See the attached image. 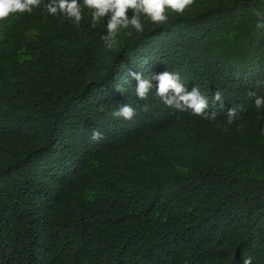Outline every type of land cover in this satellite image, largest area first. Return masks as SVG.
<instances>
[{
    "label": "trees",
    "instance_id": "1",
    "mask_svg": "<svg viewBox=\"0 0 264 264\" xmlns=\"http://www.w3.org/2000/svg\"><path fill=\"white\" fill-rule=\"evenodd\" d=\"M46 3L0 22V264H264V0L142 17L110 50L107 18ZM165 71L216 119L137 99L130 74ZM126 103L131 121L110 115Z\"/></svg>",
    "mask_w": 264,
    "mask_h": 264
},
{
    "label": "clouds",
    "instance_id": "2",
    "mask_svg": "<svg viewBox=\"0 0 264 264\" xmlns=\"http://www.w3.org/2000/svg\"><path fill=\"white\" fill-rule=\"evenodd\" d=\"M196 0H48L45 7L50 16L62 15L69 22L80 26L83 20V9H88L91 16V27L96 28L102 21L106 23V34L101 39L107 49H112L117 42V37L121 30L130 26L136 32L144 31L142 17L153 24H166L169 20L168 13L173 12L183 15L190 9ZM41 0H0V22L6 21L10 16L17 13H31L34 8L39 7ZM129 12L132 13L129 16ZM253 16L256 18V27H264V8L253 9ZM136 81L135 95L137 99L147 101L153 89L154 95L165 106L178 111H190L194 116L204 119L215 120L216 113H209V99L202 95L197 86L188 91L181 81L178 73L165 71L158 75H149L151 78H143L141 74H130ZM153 81H156L153 84ZM120 91V85H116ZM254 98L257 109L264 107V97L258 96L255 91L248 93ZM212 105L219 104L224 107V97L221 91L217 90L212 96ZM142 111H148L149 105L145 103ZM240 106L233 107L227 111V123L232 124L238 117ZM110 115L114 118L131 121L136 115V110L128 103L112 111ZM103 138V134L98 130H93L90 139L97 142ZM243 264H252L251 258L245 259Z\"/></svg>",
    "mask_w": 264,
    "mask_h": 264
}]
</instances>
